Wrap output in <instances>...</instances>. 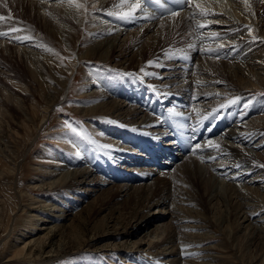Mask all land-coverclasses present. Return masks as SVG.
I'll return each mask as SVG.
<instances>
[{
    "label": "rangeland",
    "instance_id": "1",
    "mask_svg": "<svg viewBox=\"0 0 264 264\" xmlns=\"http://www.w3.org/2000/svg\"><path fill=\"white\" fill-rule=\"evenodd\" d=\"M31 1L32 0H0V17H3V19L0 20V27H5L6 29L0 32H7V36L0 37V264H131L134 260L137 261V255L127 254V247L132 245L139 234L133 236L130 239L132 241L123 242V240L127 238H122L123 234L121 233L129 230V228L131 229V227H129V219L132 209L131 206H128L130 202L127 203V200L118 196V185L124 184L129 180L135 182L137 176L131 173L128 177H120L117 174L119 171L129 174L132 170H128V172L124 171V169H126L125 164L122 162L118 164L116 160L118 155L111 156L107 154L104 143H109L106 139L110 138L109 140H113L112 142L116 145L123 143L127 146L137 148L138 150L140 148L135 147L137 143L130 142V140H124L123 138H116V140L111 139L112 135L105 133L103 129L105 127L102 125L106 127L113 126L116 130L122 131V134L125 131L140 129L130 124L123 123L124 116L119 117L118 124L111 125V120L115 114H113L111 112L112 110H109L108 107L101 105L103 102H106L101 99V94L106 91L110 92L113 87H120L122 85L123 87L120 88H125L122 91V93L124 92V96L130 98L131 96L135 97L137 93H139V96L142 95L146 98L150 93L153 94L154 89L150 90L149 87H154L153 84L155 85L161 81L159 75L161 74L164 76V73L167 72L166 65L175 61L169 59L171 55L161 56V58L157 56L154 57L153 60L143 61L142 69L139 71L140 75L133 73V66L129 63L121 64L119 61L121 59L120 57L123 55L120 54L119 50H123L126 46L128 47L131 44L136 29L140 27L134 23L126 22L123 18L120 20L124 21L120 23L109 19V22L114 27L122 28L119 41H117L118 46L114 51H111L110 58L106 60L101 57L97 53V49L95 50L96 52L92 54L89 44L93 43V38L98 37V33H100V29H98L99 25H95V21L92 20L95 19L94 16L98 14L100 9H105L97 5L95 0H64L69 4H83L84 7H78L81 10L79 17L80 23L72 24L71 22L73 21L66 22L67 25L71 27L74 26L75 28V32L72 31L64 37L69 41V44L67 43L68 41L66 42L62 38L46 41L44 40V38L47 37L43 24H45L44 19L47 11H41V18L39 17L38 19V13L35 14V12L31 10ZM41 2L46 3L47 0H41ZM223 2H225V0ZM220 3L221 0L215 2L213 0L208 4L217 8ZM27 4L30 7H26L23 13L22 8ZM258 4L264 5V0H258ZM249 7L251 8L252 5ZM107 11L109 12L110 9H107ZM140 15L141 11L139 10L132 14L137 20L140 19ZM250 26L254 34H258L264 30V27L259 25L258 32H256V26L253 23H250ZM231 27L232 26L216 24L204 28L203 32L211 33ZM28 31H30L31 37H35L36 35L35 38L40 37L39 33H42L44 38H38V40H40V42L44 40L46 41L45 43L49 45L48 50L55 56L54 62L56 61V68L67 67L71 69H69L64 77V79L66 78L64 84L55 82L59 83L58 88L54 87L58 89L56 91L57 97L54 99V103L48 109L47 113H45L46 117L43 120L39 117L37 121L29 122L30 124L27 126L23 123V120H26L28 115L32 114L33 104L38 100L40 103V111L42 110L41 112H43V109L48 106L47 95H49L47 90H44L43 93L39 91V88L27 70L31 65L29 62L24 63V61H22L23 59H21L23 57L20 58V55H22L20 49L28 39H31L30 35H28ZM150 38V35L146 38L144 35V40L142 41L146 43ZM191 40V35L184 33L182 42L187 44V47H184V56H186L184 59H189L187 57L188 55L190 56V54L195 56L194 54L196 51L190 47ZM256 40L258 41L257 44H263L264 42L262 38H257ZM9 45H11L12 48L9 49ZM177 46L182 47V44L168 45L167 49H172V53H180L181 51H179ZM261 48H263V46H261ZM4 56L9 58L7 62L4 61ZM148 56L149 54L147 53L146 57ZM58 58H60V60ZM128 58L131 57L128 56L127 59ZM249 59L250 58L242 60L241 64H250L251 59ZM149 62L152 63L150 64ZM180 62L181 61H179V63ZM136 69L138 68L136 67ZM148 71H150L149 75L145 76ZM245 71L250 74L248 70ZM244 77L247 76L245 75ZM241 78L242 77H240L239 80L241 83L247 81L252 84L254 82L255 84H252L254 88L245 89V92L241 90L238 94L232 95L234 97L231 103L228 104L226 111L218 112L217 114V116H222V114L224 116L226 114V116H224L226 122H223L226 124L220 126L219 123L221 121L217 119L212 123L211 127H213V129H217L218 131L224 129L228 130V124L231 122V114L238 107L239 109L244 108V111L247 110L248 114H250V112L251 114L253 113L252 116L264 114V81H261L259 78H256L257 82H255L256 79L251 81L250 79ZM133 80H138L139 82L140 80H144L147 87H144L141 82L133 84ZM19 83L25 84V86L31 90L34 89L33 91L36 93L34 94L35 99L31 94L23 95L16 91V86ZM52 86L53 85H51V87ZM156 90L158 91L155 87V91ZM146 91H150V93ZM9 92L11 94H9ZM16 96L25 104V110H18L17 108L10 107L11 100L9 98L11 97L13 99ZM121 100L126 102L123 97H121ZM135 102L140 104L137 97H135V100L133 99V103ZM165 104L167 103L164 102L163 105ZM168 106L169 105H166L165 109H168ZM125 109L126 108H123V110ZM174 111H170L174 113V115L164 113L162 123H166V130L170 131L171 135L169 139L176 136L178 141L182 139L184 140L183 142L190 147V150L186 152L185 156L191 157L192 154H194L192 151L193 148L203 139L200 138L198 141L194 140V142L191 135L188 136L189 138H182L184 136L182 130H186L182 128H188L189 124L183 123L181 117L177 116L178 113ZM215 112L216 110H213L207 115L211 113L215 115ZM192 114L193 113L188 114V117L191 118ZM154 117L158 116L155 115ZM226 125H228V127L224 128ZM154 130H156V128H152V126H145L144 128V132L152 136L156 135ZM263 132L264 129L262 133L260 132L256 135L253 140H258L261 134L264 135ZM101 136H104V138H101ZM216 136L217 134L210 137ZM113 143L110 142L109 144ZM257 144V142L253 143V145ZM261 146L262 148L260 151L256 148L260 154V158L256 161L260 166L258 167L259 170L256 169L258 171L255 176L260 178L259 182L264 183V143H262ZM148 147L153 149L155 146L149 145ZM180 153H182V150H180ZM145 154L147 153L143 155ZM135 155L136 154H132L134 157ZM175 157L176 158L172 157L171 161L176 162L174 159H177L178 162L169 167V163H166V161L169 160H163L162 158H164V156H159L158 161L161 164L159 168L162 170H169L171 175H174L170 177L172 182L170 190L174 194V197L178 194L177 198L180 200L178 201V206L188 207L187 209L189 210L179 209L175 217H171L172 214L169 209L161 213H164V215H162L164 217L162 220L164 225L169 227L170 224H173L176 243H186L181 247V250L186 251L187 255H189L186 259L190 261L187 263L185 262V264H207V262L208 264H254L258 253L264 251V230H260V227L264 226V219L261 221V219L257 220L258 217L253 218L255 221L254 224L258 226L259 230H249L250 232L248 231V233L245 234L243 229L238 228L235 214H231V210L235 212V209L233 204L229 202L232 203L235 198L237 201H243V199L237 195L240 190L238 188L241 186L240 184L250 187V185L253 186L256 185V183L251 182V184L247 183L249 184L247 185L246 182L243 181L244 179L239 178L235 179V181L234 179L227 180V178L217 174L218 170H220L218 168L221 167L219 163L215 164L216 170L212 168L213 172L211 168L207 167L209 178L213 176L212 178H215L214 180L223 182H221L220 187L222 186V195L225 197V199H221L222 202L218 201L215 205L211 204L214 208L212 206L209 208L202 188H199L198 192L194 190L196 195L202 199L201 202L195 199L190 200L188 195L184 196L182 194L184 189L187 188L186 190H190L192 186L191 183L185 179L187 177L186 175H175L178 170L176 166L182 163L179 156ZM201 163L205 165L207 162ZM85 166L91 167L94 170L96 169V176H92L91 178L104 179L108 181V184L105 186L100 184L101 187L97 189L91 187V189L94 190L90 191L87 197L83 196V192H86L85 187H89L90 184L78 186L79 183L74 185L68 183V185H63L64 181H62L56 186L54 185L55 187L50 185L53 180L61 177L57 172H67ZM234 166L236 168H233ZM230 167L232 169H229L233 170V172L236 171L240 177L249 175L255 171V167L247 169V166L243 167L238 162L236 165L230 164ZM246 169L247 171H245ZM251 169H253V171ZM194 172L196 174L198 173L196 169ZM94 181H96V179H94ZM228 181H230V183H227ZM138 182L140 184H145L147 181L140 179ZM212 182L214 181L212 180ZM226 184H236V188L233 189L232 186L229 188ZM156 185L154 192L156 195H159L161 190L164 189V183L162 184L161 179H157ZM245 191L246 190H243L242 192L245 193ZM262 193L263 192H261V194ZM227 194L232 196V199H230ZM259 194L260 193H256L255 195L252 193L254 197L249 195L246 197L248 199L255 198L254 200L259 203L257 204L258 210L256 213L262 216L264 215V200L259 199ZM187 196L188 198H186ZM79 198L82 200L83 198L85 199L82 202H78L79 204L76 208H72L71 205L73 203L76 204V199ZM225 200H228L227 204ZM60 207L69 209L67 210L69 211L68 213L72 214L68 216V219H66L64 215L62 218L64 220L56 222L52 216L60 214V211H58ZM155 209L156 207L151 208L149 213L157 212V214L152 217L160 218V211H155ZM198 209L202 211L198 215H203L205 219L199 216L197 218L195 213L191 212V210L196 211ZM33 215H35V217ZM184 216L190 219L185 218L181 220L180 217L183 218ZM112 219H114V221H112ZM45 220L50 222H45ZM201 224H204L205 227H196L195 231L194 228H184V226L188 225L200 226ZM52 225H56V228L51 232L41 229L44 226L48 227ZM133 226H136V231H139V224H134ZM200 231H202V233H207L208 236L203 240L199 237L196 242H193L189 236L199 233ZM233 236H238V239L234 240ZM37 237L42 240L39 244H29L26 249H24L25 243ZM146 241L149 243L148 238H146ZM117 247H119L117 250L120 251H115ZM145 247H147V245ZM210 255H215L216 259L214 261L212 259L211 261ZM140 264L167 263L155 262L152 258L151 260L142 259ZM168 264H171V262Z\"/></svg>",
    "mask_w": 264,
    "mask_h": 264
},
{
    "label": "bare ground",
    "instance_id": "2",
    "mask_svg": "<svg viewBox=\"0 0 264 264\" xmlns=\"http://www.w3.org/2000/svg\"><path fill=\"white\" fill-rule=\"evenodd\" d=\"M210 1L213 0H187V3H184V0H165L164 6H160L154 3L153 0H138L140 7L132 9L129 5L131 3H136L137 0H95L97 5L105 9H100L98 14L94 16L95 19L92 20L95 21V25H99L98 29H100V33H98L99 36L93 38V43L89 44L92 54L96 52L95 50L97 49V53L101 57L106 60L110 58L111 51H114L118 46L117 41H119L122 28L114 27L109 22V19L119 23L126 20V22L134 23L140 27L137 28L134 33L132 42L129 45L130 47L128 46L129 49L126 46L123 50H119L120 54L123 55L120 57L121 59L119 61L121 64L129 63L133 66V73L140 75L139 71L142 69L143 61L153 60L154 57L158 56L161 58V56L167 55H171L169 59L175 61L166 65L167 72L164 73V76L161 74L159 75L161 81L155 85L153 84L158 91L153 90V94L150 93V91H146L150 93L146 98L142 95L139 96V93H137V95L130 93L136 95L135 97L138 98L140 104H137V101L133 103V99L135 100L134 96L130 98L124 96V92L122 93V91L125 88H120L123 87L122 85L120 87H113L110 92L106 91L101 94V99L106 101L101 105L108 107V109L112 110L111 112L115 114L111 120V125L118 124L119 117L124 116L123 123L130 124L140 129L125 131L122 134V131L116 130L113 126L106 127L102 125L105 127L103 128L104 132L112 135L111 139L116 140V138H123L124 140H130V142L137 143L135 147L140 148L138 150L137 148L127 146L123 143L116 145L112 142L113 140H109L110 138L106 140L113 144L104 143L102 141L105 145L102 146L107 150H105L106 153L111 156L118 155L116 159L118 164L119 162L125 164L126 169H124V171L128 172V170H132L129 174H125V172L122 173V171H119L117 174L120 177H128L131 173L137 176L135 182L129 180L124 184L118 185V196L127 200V203L130 202L128 206H131L132 209L129 219V227H131V229L129 228V230L121 233L123 234L122 238H127L123 240V242L132 241L130 239L136 236V234H139L132 245L127 247V254L137 255V261L134 260V262L132 260L133 262H131V264H140L142 259L151 260L152 258L155 262L158 261L167 264L169 262H171V264H185V262L187 263L190 261L186 259L187 256H189L186 251L181 250V247L186 243H176L173 224L167 227L162 223L164 218L162 215H164V213L161 212H165V210L169 209L172 214L171 217H175L179 209H189H187L188 207L178 206V201H180L177 198L178 194L174 197V194L170 190L172 184L170 177L174 175H171L169 170H162L159 168L161 165L158 161L159 156H164V158H162L163 160H169L166 161V163H169V167L178 162L177 159H174L176 162H172V157H180L182 163L176 166L178 170L175 175H186L187 177L185 179H187L192 186L190 190L183 188L182 194L184 196L188 195L190 200L195 199L201 202L202 199L196 195L194 190L198 192V189L202 188L209 208L217 204L218 201L222 202L221 199H225V197L222 195L223 188L221 189L222 186L220 187L222 181L214 180L215 178L213 179V176L209 178L207 167L216 170L215 164L219 163L221 167L218 168L220 170H218L217 174L227 178V180L234 179L235 181V179L239 178L244 179L243 181H245L246 184H251V182L256 183L257 186L253 185L255 187L251 185L250 187L246 185L242 186V184H240L241 186L238 187L240 190L239 192L237 191L238 194H236L241 197L243 201H237L235 200L236 198L234 199L233 197L234 200L232 203H229L233 204L235 212L231 210V214H235V220L236 223H238L237 226L243 229L245 234H247L249 230H259L258 226L254 224L255 221L253 218L258 217L257 220L261 219V221L264 219V215L261 216V214L256 213L258 210L257 204L259 203L254 200L255 198L248 199L246 197L247 195L254 197L252 193L255 195L256 193H260L259 199L264 200V191H262L264 190V183L259 182L260 178L255 176L260 166L256 160L260 158L258 152L262 148L261 144L264 143V135L261 134L258 140H253V138L260 132L262 133L264 129V114L252 116L253 113L251 114L250 112V114H248L247 110L244 111V108L239 109L238 107L231 114V122L228 124V130L224 129L218 131L211 127L212 123L217 119L221 121L219 123L220 126L226 124L223 123L224 121L226 122L224 117L226 114L224 113V116L223 114L222 116H217V114L218 112L226 111L228 104L231 103L234 97L232 95L238 94L241 90L245 92V89L254 88L253 85L255 83L253 82L252 85L250 82L245 81V79L254 81L256 78H259L261 81H264V42L263 44H257L258 41L256 40L257 38H262V40H264V30L258 34H254L250 26V23H253L256 26V32H258L259 25L264 27V5H259L258 0H225V2L221 0V3L216 8L208 4ZM215 1L217 0H214V2ZM30 5L32 7L31 10L34 11L35 14L38 13V19L39 17L41 18V11H47L44 19L45 24H43L47 38H44L39 31V39L44 38L46 41H51L50 39L56 40L57 38H62L67 42L68 40L64 37L72 31L75 32V28L74 26L71 27L67 25L66 22L73 21L71 22L72 24L80 23L79 17L81 10L76 5L69 4L64 0H47L46 3L41 2V0H32ZM250 5H252L251 8L249 7ZM26 7L30 6L27 4L23 7V13ZM107 9H110V11L108 12ZM137 10L141 11L139 20L132 16ZM173 12H175L176 15H172L171 13ZM129 13H131V15H128ZM122 18L124 20H120ZM216 24L232 27L211 33L203 32L204 28ZM4 29L5 27H0L1 32ZM28 32V35H30V31ZM184 33L191 35L192 40L190 47L196 51L194 54L195 56L192 54H190V56L188 55L187 58L189 59H184V57H186L184 56V47H187V44L182 42ZM23 34L25 35L26 33ZM144 35L145 38L149 37V35L151 36L146 43L142 41L144 40ZM32 37L28 39L20 49L22 52L20 58L23 57L21 58L23 59L22 61H24V63L29 62L31 65L27 70L39 88V91L43 93L44 90H47L49 95H47L48 106L43 109V112H41L42 110L40 111V103L38 100L33 104L32 114L28 115L26 120H23V123L27 126L30 124L29 122L37 121L39 117H41V120L46 117L45 113H47L48 109L54 103V99L57 97L56 91L58 89L54 87L58 88L59 83L64 84L66 80L64 77L69 69H71L67 67L56 68V61L54 62L55 56L48 50L49 45L45 43L46 41L42 40L40 42L38 38H35L36 35ZM67 43L69 44V41ZM173 44H182V47L177 46L179 51H181L180 53H172V49H167L168 45ZM9 46V49L12 48L11 45ZM261 46H263V48H261ZM127 49L128 51L126 53ZM147 53L150 57H146ZM128 56L131 58L127 59ZM247 58L251 59H249L251 63L241 64L242 60H246ZM3 59L6 62L9 60L7 56H4ZM58 59L60 60V58ZM179 61L181 62L179 63ZM136 67L138 69H136ZM245 70H248L250 74ZM150 71L146 72L145 76L149 75ZM245 75L247 77H244ZM240 77L245 78V82L241 83L239 81ZM257 79L255 82H257ZM137 83L140 82L138 80H133V84ZM51 85L53 86L51 87ZM16 87V91L23 95L31 94L35 99L34 94L36 93L33 91L34 89H29L23 83H19ZM9 94L11 93L9 92ZM121 97L125 98L126 102H124V100L122 101ZM9 99L11 100V103L9 102L11 104L10 107L17 108L18 110L26 109L25 104L19 97L16 96L13 99L10 97ZM164 102L167 104L163 105ZM166 105H169V108L167 107L168 109L164 108ZM123 108L126 109L123 110ZM171 110H175L176 113H178L177 116L181 117L183 123L189 124L188 128H182L186 129L182 130L183 133L181 132L184 135L182 138L191 135L193 141H198L200 138L203 139L196 144L193 150L191 149L194 153L191 157L185 156L186 152L190 150V147L183 142L184 140L181 139L182 141H178L176 136L169 139L171 135L170 131L166 130V123H162L164 113L174 115V113L170 112ZM213 110H216L215 115L212 113L207 115ZM191 113L193 114L191 118H189L188 114ZM155 115L158 117H154ZM228 125L224 128H227ZM145 126L156 128V130H154L156 135L152 136L144 132ZM214 134H217V136L210 137ZM101 138H104V136H101ZM255 142L258 144L253 145ZM149 145H154L155 149L148 147ZM256 148L259 149V151ZM180 150H182V153H180ZM144 153L147 154L143 155ZM132 154H136L135 157L132 156ZM245 160L248 163H246ZM201 162H207L209 165L207 163L204 165ZM237 162L243 167L247 166V169L255 167V171L251 174L248 173L249 175L243 176L244 178L240 177V175L238 176L236 171L233 172L230 167V164L236 165ZM233 168L236 167L234 166ZM195 169L198 171L197 174L194 172ZM247 169L245 171H247ZM95 170L85 166L67 172L65 170V172L60 171L57 173L61 177L53 180L50 185L53 187L62 181H64L63 185H68V183L72 185L79 183L78 186L90 184L89 187H85L86 192H83V196L87 197L90 191L101 187V185L105 186L108 184V181L104 179L91 178L92 176H96ZM251 170L253 171V169ZM94 179H96V181H94ZM140 179L146 180L147 182L145 184H140L138 182ZM157 179H161L162 184L164 183V189L161 190L159 195H156L154 192L157 186ZM212 180L214 182H212ZM227 183H230V181ZM235 185L226 184L229 188L232 186L233 189L236 188ZM91 187L94 189H91ZM243 190H246L245 193L242 192ZM261 192L263 193L261 194ZM188 196L186 198H188ZM228 196L232 199V196ZM84 199L85 198H83V200L80 198L76 199V204L73 203L71 207L76 208L79 204L78 202H82ZM227 202L228 200L226 204ZM154 207H156L155 211H160V218L152 217L157 214V212L149 213L150 209ZM67 210L69 209L60 207L58 210L60 214L52 216V218L55 219L54 221L58 222L64 220L62 219L64 215L65 218L68 219V216L72 213H68L69 211ZM191 212L195 213L197 218L199 216L205 219L203 215H198L202 212L201 209L196 211L191 210ZM248 215L252 216L249 217ZM33 216L35 217V215ZM180 218L181 220L185 218L190 219L186 216ZM112 221H114V219H112ZM45 222L50 221L45 220ZM134 224L140 225L139 231H136V226H133ZM55 226L56 225L44 226L41 229L51 232L56 228ZM203 226L205 227L204 224L200 226L188 225L184 226V228H194L195 231L196 227ZM260 228V230H264V226ZM207 236V233H202V231H200L199 233L191 234L189 237L193 242H196L197 238L200 237L203 240ZM233 237L234 240L238 239V236ZM146 238H148L149 243L146 241ZM40 241L42 240L39 237L31 239L29 242L25 243L24 249H26L29 244H39ZM146 245L147 247H145ZM115 249V251H120L117 250L119 247ZM210 257L211 261L212 259L213 261L216 259L215 255H210ZM254 262V264L257 262V264H264V251L258 253Z\"/></svg>",
    "mask_w": 264,
    "mask_h": 264
},
{
    "label": "snow or ice",
    "instance_id": "3",
    "mask_svg": "<svg viewBox=\"0 0 264 264\" xmlns=\"http://www.w3.org/2000/svg\"><path fill=\"white\" fill-rule=\"evenodd\" d=\"M153 2L156 3V4H158V5H160V6H164L165 0H153ZM184 3H187V0H184ZM76 6L77 7H80V8L84 7L83 4H77ZM129 7L132 8V9H136V8H139L140 7V4H139V2L137 0L136 3H131L129 5ZM109 14H111V13H109ZM171 14L172 15H176L175 12H173ZM128 15H131V13H129ZM2 19H3V17H0V20H2ZM5 36H7V33L6 32L0 33V37H5ZM149 63L151 64L152 62H149Z\"/></svg>",
    "mask_w": 264,
    "mask_h": 264
}]
</instances>
